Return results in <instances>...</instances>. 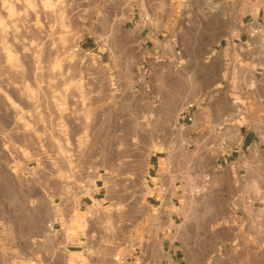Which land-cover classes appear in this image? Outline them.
<instances>
[{"label": "rangeland", "instance_id": "374dc122", "mask_svg": "<svg viewBox=\"0 0 264 264\" xmlns=\"http://www.w3.org/2000/svg\"><path fill=\"white\" fill-rule=\"evenodd\" d=\"M97 1L0 0V264H18L11 243L69 237L71 226L81 236L121 239L131 264L161 237L169 205L177 223L195 225L196 264H264V124L255 121L261 152L249 148L241 169L230 163L229 133L203 135L198 168V134L154 118L152 99L132 93L130 71L117 92L98 49L84 48L100 40L92 37ZM154 155L160 170L149 184ZM95 175L108 192L97 228L86 229L88 214L56 222L52 187L80 192Z\"/></svg>", "mask_w": 264, "mask_h": 264}, {"label": "crops", "instance_id": "0c3cea01", "mask_svg": "<svg viewBox=\"0 0 264 264\" xmlns=\"http://www.w3.org/2000/svg\"><path fill=\"white\" fill-rule=\"evenodd\" d=\"M94 4L102 17L99 33L92 37L100 40L85 42L84 48L98 49L100 68L115 78L117 92H124L123 77L130 71L132 93H146L152 99L154 118L168 119L170 128L198 134V168L203 135L233 134L236 155L230 163L237 169L248 163L244 159L249 148L261 152V129L255 121L264 124V0H98ZM188 86H193L189 95ZM188 103L191 123L181 119ZM160 164L159 157H151L149 184L158 179ZM80 188L82 196L78 187L65 188L58 181L49 196L57 206L52 212L56 222L88 214L86 229L95 230L97 215L107 207L105 183L95 175ZM148 198L152 206L159 195ZM177 214L169 205L167 221L160 224L161 237L154 245H145L131 264H196L195 249L200 252L201 239L195 225L177 223ZM69 230V237L11 243V253L18 264H127L121 239L81 236L76 226Z\"/></svg>", "mask_w": 264, "mask_h": 264}, {"label": "built area", "instance_id": "2783aa9c", "mask_svg": "<svg viewBox=\"0 0 264 264\" xmlns=\"http://www.w3.org/2000/svg\"><path fill=\"white\" fill-rule=\"evenodd\" d=\"M145 21H147V19H145ZM192 109V105H189L188 106V110ZM181 119L183 121H187V122H192L193 121V117L192 115L190 114L189 111H184L181 115Z\"/></svg>", "mask_w": 264, "mask_h": 264}]
</instances>
